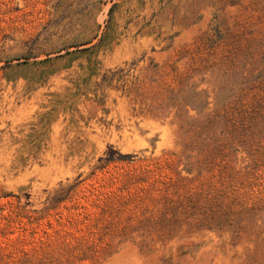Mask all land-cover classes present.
<instances>
[{
	"label": "rangeland",
	"instance_id": "374dc122",
	"mask_svg": "<svg viewBox=\"0 0 264 264\" xmlns=\"http://www.w3.org/2000/svg\"><path fill=\"white\" fill-rule=\"evenodd\" d=\"M0 264H264V0H0Z\"/></svg>",
	"mask_w": 264,
	"mask_h": 264
},
{
	"label": "bare ground",
	"instance_id": "6f19581e",
	"mask_svg": "<svg viewBox=\"0 0 264 264\" xmlns=\"http://www.w3.org/2000/svg\"><path fill=\"white\" fill-rule=\"evenodd\" d=\"M147 6V5H146Z\"/></svg>",
	"mask_w": 264,
	"mask_h": 264
}]
</instances>
